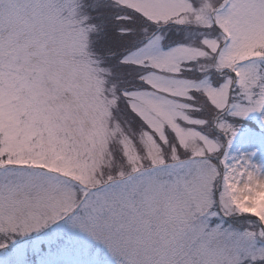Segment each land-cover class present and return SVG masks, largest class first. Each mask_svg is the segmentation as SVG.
I'll return each instance as SVG.
<instances>
[{"label":"snow or ice","instance_id":"obj_1","mask_svg":"<svg viewBox=\"0 0 264 264\" xmlns=\"http://www.w3.org/2000/svg\"><path fill=\"white\" fill-rule=\"evenodd\" d=\"M0 264H264V0H0Z\"/></svg>","mask_w":264,"mask_h":264}]
</instances>
